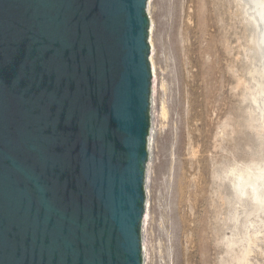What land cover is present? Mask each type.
Returning a JSON list of instances; mask_svg holds the SVG:
<instances>
[{
	"label": "water",
	"instance_id": "obj_1",
	"mask_svg": "<svg viewBox=\"0 0 264 264\" xmlns=\"http://www.w3.org/2000/svg\"><path fill=\"white\" fill-rule=\"evenodd\" d=\"M155 2L0 0V264H149Z\"/></svg>",
	"mask_w": 264,
	"mask_h": 264
},
{
	"label": "rangeland",
	"instance_id": "obj_2",
	"mask_svg": "<svg viewBox=\"0 0 264 264\" xmlns=\"http://www.w3.org/2000/svg\"><path fill=\"white\" fill-rule=\"evenodd\" d=\"M247 8L155 2L149 264H264V211L250 187L241 198L233 189L264 167V78Z\"/></svg>",
	"mask_w": 264,
	"mask_h": 264
},
{
	"label": "bare ground",
	"instance_id": "obj_3",
	"mask_svg": "<svg viewBox=\"0 0 264 264\" xmlns=\"http://www.w3.org/2000/svg\"><path fill=\"white\" fill-rule=\"evenodd\" d=\"M244 5L248 7V12L251 13L249 14V17H251L252 19L251 23L253 26H251L254 33L252 37V44L254 46L253 50L260 58L259 60L261 61V67L259 66V74L262 78H264V0H245ZM151 65L152 74L155 77V67L152 62V58ZM152 93L154 94V90H152L151 92V97ZM247 187L251 188L253 192V199L255 203H257L256 205L258 206V208H262V210L264 211V167L260 169L258 173L252 176H247L246 178L241 179L238 183L233 184L234 192L239 198L244 196Z\"/></svg>",
	"mask_w": 264,
	"mask_h": 264
}]
</instances>
